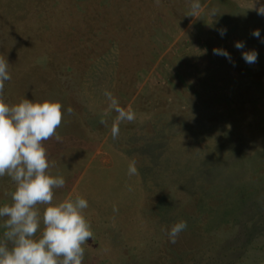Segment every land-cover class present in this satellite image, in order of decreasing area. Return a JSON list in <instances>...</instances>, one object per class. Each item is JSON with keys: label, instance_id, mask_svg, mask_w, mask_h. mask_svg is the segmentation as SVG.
<instances>
[{"label": "rangeland", "instance_id": "obj_1", "mask_svg": "<svg viewBox=\"0 0 264 264\" xmlns=\"http://www.w3.org/2000/svg\"><path fill=\"white\" fill-rule=\"evenodd\" d=\"M199 2L193 17V0H0L11 76L0 99L62 104L60 140L43 146L48 174L66 184L36 208L42 218L48 206L87 200L83 264H264V198L249 195V159L264 154V16L253 0ZM251 50L254 64L242 58ZM109 93L135 114L115 140ZM123 140L139 159L135 175ZM259 169L264 177V159ZM15 188L0 177V206ZM180 220L187 228L170 243Z\"/></svg>", "mask_w": 264, "mask_h": 264}, {"label": "clouds", "instance_id": "obj_2", "mask_svg": "<svg viewBox=\"0 0 264 264\" xmlns=\"http://www.w3.org/2000/svg\"><path fill=\"white\" fill-rule=\"evenodd\" d=\"M253 0L249 8L264 16V4L256 7ZM201 11L199 0H193L189 16H195ZM218 9H212L216 15ZM227 29H220L224 36ZM260 38V31L252 32ZM264 43V40H261ZM237 49L245 47L243 42H236ZM216 55H222L229 60L226 50L213 49ZM242 58L248 64L257 62L258 53L255 50L242 52ZM9 63L0 58V94L3 93L5 82L11 79L8 71ZM116 112L111 134L118 139L120 122L135 119L132 111H126L117 106L118 102L107 94ZM72 109L68 108L67 113ZM60 102L44 101L34 103L28 99L19 104L9 106L0 99V177L9 176L15 182V191L11 194L13 203L0 206V218H6L2 227L3 240L0 241V264H83L85 249L82 245L92 238L90 224L86 221L82 210L88 207L86 199L77 197L66 200L55 206H48L40 212L38 204L51 205L54 188L64 187L63 177H53L48 174L50 167L47 152L43 142L51 138L60 140L57 129L64 117ZM101 124L106 121L101 119ZM54 166V165H53ZM137 173L136 162L128 167V174ZM115 210V209H114ZM44 230L41 238L35 236L41 227ZM187 228V221L180 220L167 229L170 243H176L180 233ZM11 245V246H10ZM62 258V259H61Z\"/></svg>", "mask_w": 264, "mask_h": 264}, {"label": "trees", "instance_id": "obj_3", "mask_svg": "<svg viewBox=\"0 0 264 264\" xmlns=\"http://www.w3.org/2000/svg\"><path fill=\"white\" fill-rule=\"evenodd\" d=\"M111 137H112V134H111ZM205 139L213 140V137H212V135H210V136L206 135L204 140ZM204 140H201V142L203 141L202 143H204V144H207L210 141V140H206V141H204ZM117 143L119 144V142H116V144ZM127 144L128 143H126L123 140V142L119 145V147L126 151L125 153L128 155L129 159H132L135 162H138L139 159L135 155L136 153L133 154L132 152H130L129 151L130 149H128ZM214 147H215V145L213 144L212 148L209 149L210 150V154L214 155L216 153L215 156H217V151H216V149ZM263 159H264V154H261V153L260 154L256 153L254 156H252L249 159V161H251L250 162L251 163L250 164L251 170L249 172V177H251V178L249 180V183H250V185L253 184L249 195H255L257 198H259V196L264 198V177L260 176L262 173L257 171V170H261L259 168L262 165V160ZM138 166H140V165H138ZM213 171H214V167H208V170H206L205 173L203 172L204 177L207 178V174L209 172H213ZM213 173L215 174V172H213ZM254 218H255L254 214H251L252 221H254Z\"/></svg>", "mask_w": 264, "mask_h": 264}]
</instances>
